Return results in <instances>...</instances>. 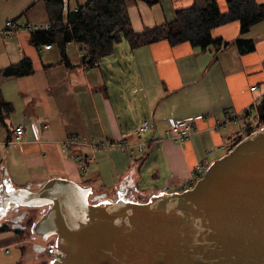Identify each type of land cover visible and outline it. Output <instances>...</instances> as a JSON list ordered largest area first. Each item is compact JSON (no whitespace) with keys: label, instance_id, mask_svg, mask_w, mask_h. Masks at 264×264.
Listing matches in <instances>:
<instances>
[{"label":"crops","instance_id":"1","mask_svg":"<svg viewBox=\"0 0 264 264\" xmlns=\"http://www.w3.org/2000/svg\"><path fill=\"white\" fill-rule=\"evenodd\" d=\"M71 1L72 9L82 5ZM218 1L225 10V0V7ZM192 2L129 0L128 11L132 26L142 30L173 20L179 8ZM8 18L24 24L50 22L42 0H0V29ZM211 34L230 44L202 49L186 41L171 45L162 39L131 49L122 46L123 39L114 55L105 56L94 67L81 64L84 52L75 41L64 50L69 65L57 44L46 49L48 43L31 32L0 36V68L24 56L34 68L30 74L0 77L1 93L13 105L0 119V166L5 176L14 187L32 189L51 177H66L91 186L92 196L116 198L120 191L132 189L138 200L167 187V191H182L193 186L203 173L197 171L199 165L208 166L226 153L234 136L251 124H264L258 107L264 96V19L244 34L239 19L213 27ZM240 36L253 38L255 48L241 52L233 43ZM72 42L77 61L68 52ZM127 74L130 78L125 80ZM117 84L120 87L113 97L110 88ZM127 97L137 100L145 113H130ZM188 116L195 118L194 130L178 142L167 133L169 118ZM145 120L150 129L146 140L142 139L147 142L146 151L141 153L135 130ZM18 124L25 133L22 139L9 142ZM72 135L78 136V142L67 144ZM104 140H125L133 144V150L98 145ZM41 212L27 216L25 211L18 224L12 221L23 212L11 208L1 214L0 264H41L40 254L46 252L38 246L46 247V241L36 238L27 225ZM13 246L22 251L10 255Z\"/></svg>","mask_w":264,"mask_h":264},{"label":"water","instance_id":"2","mask_svg":"<svg viewBox=\"0 0 264 264\" xmlns=\"http://www.w3.org/2000/svg\"><path fill=\"white\" fill-rule=\"evenodd\" d=\"M5 175L0 166V215L45 207L32 231L55 239L47 264H264V124L193 186L142 200L132 189L92 196L91 186L60 176L14 187Z\"/></svg>","mask_w":264,"mask_h":264},{"label":"trees","instance_id":"3","mask_svg":"<svg viewBox=\"0 0 264 264\" xmlns=\"http://www.w3.org/2000/svg\"><path fill=\"white\" fill-rule=\"evenodd\" d=\"M42 1L52 28L33 32V35L39 36L45 43L57 44L61 48L63 61L69 65L71 62L64 51L65 47L70 41L77 42L85 52L81 64L86 67L97 66L105 56L114 55L116 44L123 39L128 41L131 49L162 39L171 45L186 41L202 49L209 46L221 48L229 45L230 41L214 38L211 34L213 27L239 19L241 34H244L253 23L264 19V2L225 0L227 8L223 10L218 0H193L190 5L179 8L173 20L136 30L129 16V0H89L76 9L69 7V0ZM233 43L241 52L255 48L253 38L240 36ZM33 69L32 60L24 56L17 62L1 67L0 77L26 75ZM258 107L261 122H264V96ZM12 110L13 105L0 90V119L3 120ZM249 132L251 129L247 127L244 132L235 135L228 149ZM33 222L34 217H31L27 225L32 227Z\"/></svg>","mask_w":264,"mask_h":264},{"label":"built area","instance_id":"4","mask_svg":"<svg viewBox=\"0 0 264 264\" xmlns=\"http://www.w3.org/2000/svg\"><path fill=\"white\" fill-rule=\"evenodd\" d=\"M52 28L51 22H44V23H32V24H24L21 22H18L14 18H8L5 20L4 26L0 29V36H13L14 33L21 31V30H27L29 32H36L39 30H48ZM52 47L51 43L44 44V48L49 49ZM195 126V118L193 116H188L185 118H169V125L167 127V133L173 138L174 140L178 142H184L186 139L190 137L194 130ZM149 128V122L147 120L141 122L138 127L135 130V133L137 135H141L142 132L146 131ZM251 130H254L257 128V126L251 124L250 125ZM25 133V127L22 124H18L14 127L12 134L9 138V142L18 141L22 139L23 135ZM67 144L77 143L78 142V136L72 135L68 136L66 139ZM98 145L100 146H117L118 148H121L123 150L132 151L133 150V144L129 143L125 140H104L100 142ZM138 151L143 153L144 150L147 148V142L144 140H140L137 142ZM67 148V147H66ZM65 148V149H66ZM207 166L199 165L197 171L201 173V171H204L203 168H206ZM83 169L87 168L86 164L82 165ZM56 243L54 238H49L46 241V247L45 252L48 258H50L52 255L56 252Z\"/></svg>","mask_w":264,"mask_h":264},{"label":"rangeland","instance_id":"5","mask_svg":"<svg viewBox=\"0 0 264 264\" xmlns=\"http://www.w3.org/2000/svg\"><path fill=\"white\" fill-rule=\"evenodd\" d=\"M85 1L86 0H72L71 1V3H72V5H79V4H85ZM221 1V3L223 2V6L225 7V3H224V0H220ZM21 17V19L22 18H24L25 17V15H23L22 14V16H20ZM20 17H18L17 19L19 20L20 19ZM20 19V20H21ZM22 23V22H21ZM24 31H27V30H24ZM19 32V31H18ZM18 32H16V33H14V35L15 34H17ZM29 32V31H28ZM31 33H33V32H31ZM13 35V36H14ZM119 46V45H118ZM122 46H129V43H128V41L127 40H125L124 39V41H123V43H122ZM75 43L74 42H72V43H70L69 44V46H68V52H69V55L71 56V58H72V60L73 61H77L78 60V58H77V56H76V54H75ZM84 54H85V52L83 53V55L82 56H84ZM105 71H106V68L104 69ZM130 77H129V75L127 74L126 76H125V80H128ZM117 87H120V85L119 84H117V85H115V86H112L111 88H110V92H111V94H112V96L113 97H115V91H116V88ZM126 102H130V105H127V110L130 112V113H134V116H137V115H143L144 113H145V110L143 109V108H138V103H137V100H132V101H130V97H127V99H126ZM238 128H240V123H238ZM149 129H150V123H149V128L146 130V131H144V132H142V134H141V136H138V135H135L136 136V138L137 139H139V140H142V139H144V140H146L144 137H146V135H147V133H148V131H149ZM136 148H138L137 146H136ZM146 151V150H145ZM45 209V207H20L19 208V212H25L26 211V215L27 216H37L41 211H43ZM12 211V210H11ZM15 214V213H14ZM25 214V213H24ZM1 216V215H0ZM17 215L15 214V217H16ZM2 217V216H1ZM29 228V232H31V233H33L32 232V230H31V228H30V226L28 227ZM34 236L36 237V238H39L37 235H35L34 234ZM22 251L21 250V247H11V253H10V255L12 254V253H14V251L15 252H17V251ZM2 252H0V254H1ZM38 253V252H37ZM4 254H8L7 252H4ZM41 255V257H42V262H41V264H47V262L49 261V259L50 258H48L47 257V255L43 252V254H40Z\"/></svg>","mask_w":264,"mask_h":264},{"label":"flooded vegetation","instance_id":"6","mask_svg":"<svg viewBox=\"0 0 264 264\" xmlns=\"http://www.w3.org/2000/svg\"><path fill=\"white\" fill-rule=\"evenodd\" d=\"M23 215H24V213H23ZM22 215H20V216H18V217H16V218H14L13 219V221H12V223H15L16 222V224H18L19 223V221H21L22 219H23V217L22 218H20ZM15 221V222H14Z\"/></svg>","mask_w":264,"mask_h":264},{"label":"bare ground","instance_id":"7","mask_svg":"<svg viewBox=\"0 0 264 264\" xmlns=\"http://www.w3.org/2000/svg\"><path fill=\"white\" fill-rule=\"evenodd\" d=\"M53 238V237H52Z\"/></svg>","mask_w":264,"mask_h":264}]
</instances>
